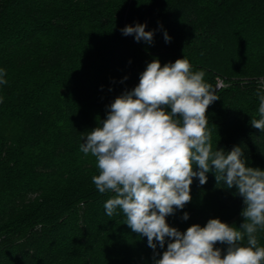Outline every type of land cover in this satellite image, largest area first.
<instances>
[{
    "label": "trees",
    "instance_id": "trees-1",
    "mask_svg": "<svg viewBox=\"0 0 264 264\" xmlns=\"http://www.w3.org/2000/svg\"><path fill=\"white\" fill-rule=\"evenodd\" d=\"M137 24L153 32L150 43L123 35ZM182 58L219 97L207 110L213 151L240 146L246 164L264 170V132L250 123L259 119L257 91L264 95V0H0V69L8 81L0 85V264L161 258L170 238L152 249L122 211L106 214L112 194L96 190V159L80 147L150 62ZM206 175L203 185L193 178L191 201L166 217L169 226L244 223L236 189ZM256 235L264 246V229ZM215 247L226 254L228 245Z\"/></svg>",
    "mask_w": 264,
    "mask_h": 264
},
{
    "label": "clouds",
    "instance_id": "clouds-1",
    "mask_svg": "<svg viewBox=\"0 0 264 264\" xmlns=\"http://www.w3.org/2000/svg\"><path fill=\"white\" fill-rule=\"evenodd\" d=\"M145 28L126 26L122 33L150 43L153 32ZM165 40L170 41L167 33ZM6 75L0 69V85L8 83ZM204 76L185 58L163 66L153 60L139 84L115 98L106 119L87 133L80 151L96 159V190L112 194L104 203L109 217L122 211L125 224L146 236L152 249L157 242L163 248L165 238H170L155 264H264V246L256 235L264 229V170L248 166L240 146L228 153L213 151L207 110L219 97ZM259 83L264 89V78ZM257 95L259 119L250 123L264 132V95L259 90ZM209 172H214L217 184L235 188L243 198L244 223L237 228L209 219L205 226L193 224L184 232L169 226L166 217L190 203L193 178L203 185ZM183 219H188L187 213ZM245 237L247 245L241 246ZM218 243L228 245L226 254L215 247Z\"/></svg>",
    "mask_w": 264,
    "mask_h": 264
},
{
    "label": "built area",
    "instance_id": "built-area-1",
    "mask_svg": "<svg viewBox=\"0 0 264 264\" xmlns=\"http://www.w3.org/2000/svg\"><path fill=\"white\" fill-rule=\"evenodd\" d=\"M222 86H223V82L220 81V80H218L217 85H216V88L217 89H220Z\"/></svg>",
    "mask_w": 264,
    "mask_h": 264
}]
</instances>
